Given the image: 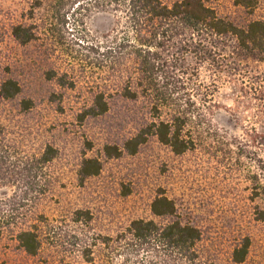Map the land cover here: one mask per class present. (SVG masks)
Here are the masks:
<instances>
[{
  "label": "rangeland",
  "instance_id": "374dc122",
  "mask_svg": "<svg viewBox=\"0 0 264 264\" xmlns=\"http://www.w3.org/2000/svg\"><path fill=\"white\" fill-rule=\"evenodd\" d=\"M29 1L0 0V84L12 79L20 87L13 98L0 96V132L26 153L38 152L44 144L57 149L54 181L36 210L58 219L74 209H86L92 215L88 230L112 235L134 219L160 221L151 214L150 203L157 192H163L174 202L181 221L199 228L198 250L203 260L212 264H264V222L255 218V210L264 208V141L257 139L254 147L247 137L253 127H263L253 122L251 111L236 106L231 86L220 85L214 93L213 106L206 115L210 130H200L202 141L196 148L175 154L149 136L134 154L105 158L103 145L120 146L152 119L149 98L124 97L127 87L138 88L128 79L131 62H124L121 68H107L101 56L76 44L80 36L87 42L101 40L114 18L89 5L75 16L68 12L63 45L44 41L43 35L21 45L10 35V26L29 21ZM161 1L171 5L178 0ZM203 2L217 16L238 26L264 19V0H255L251 12L236 0ZM241 64L264 70V62L248 60ZM199 80L207 83V74L201 72ZM100 93L107 111L82 116ZM23 100L29 108H23ZM82 157H98L102 166L97 175L79 185L75 172ZM10 193L8 187L0 188V198ZM15 223L18 227L31 224ZM43 232L40 250L29 255L14 239V232L1 230L0 264L125 263L123 257L108 260L102 244L91 247L92 258L87 259L81 247L82 230L70 222H52ZM244 237L249 238L247 255L243 262L233 263L231 252Z\"/></svg>",
  "mask_w": 264,
  "mask_h": 264
},
{
  "label": "trees",
  "instance_id": "16d2710c",
  "mask_svg": "<svg viewBox=\"0 0 264 264\" xmlns=\"http://www.w3.org/2000/svg\"><path fill=\"white\" fill-rule=\"evenodd\" d=\"M236 2L250 12L256 5L255 0ZM28 3L29 21L10 26V35L21 45L39 39V35L44 36V41L63 45L68 12L75 16L89 5L109 12L114 18L109 33L101 40L87 42L85 36H80L76 44L81 50L101 56L100 61L107 68H121L124 62H131L128 79L134 80L138 88L127 87L124 97L149 98L152 119L141 124L120 146L103 145L105 158L134 154L149 136L156 137L175 154L196 148L202 141L198 133L203 132L202 128L208 127L206 132L210 130L206 115L213 106L214 93L223 84L231 86L236 106L251 111L253 122L263 127L249 130L247 137L253 146L256 147L258 140L264 141V70L241 64L248 60L264 62V19H252L238 26L217 16L203 0H178L171 5L161 0H30ZM73 21L78 24L77 19ZM201 72L207 74V83L199 80ZM19 91L15 80L6 79L0 84L3 99L13 98ZM21 105L29 108L27 100ZM107 109L100 93L82 116L101 115ZM56 158L57 149L49 144H44L38 152L26 153L17 142L0 134V188L11 190L10 195L0 198V231L14 232V239L25 253L34 255L40 250L43 229L51 227L52 222H70L81 228L83 255L90 260L91 247L102 244L108 260L112 256L123 257L124 264H212L203 260L198 250L199 228L183 223L174 202L163 192H157L150 203L151 214L160 221L134 219L112 235L89 231L92 215L86 209H74L58 219L36 210L54 181ZM101 166L98 157H82L75 172L77 183L82 185L97 175ZM255 218L264 222V208L255 210ZM15 222L31 224L18 227ZM248 247L249 238L244 237L231 252L232 262H243ZM145 258L148 260L143 261Z\"/></svg>",
  "mask_w": 264,
  "mask_h": 264
}]
</instances>
